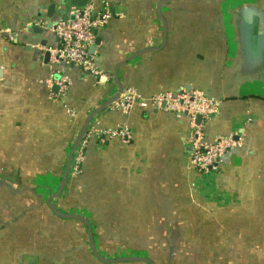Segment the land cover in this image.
Segmentation results:
<instances>
[{"label": "crops", "instance_id": "obj_1", "mask_svg": "<svg viewBox=\"0 0 264 264\" xmlns=\"http://www.w3.org/2000/svg\"><path fill=\"white\" fill-rule=\"evenodd\" d=\"M69 1L0 0V264H100L83 225L55 217L45 201L85 117L114 93L116 65L160 43L159 0H76L111 9L92 54L99 74L54 64L42 48L60 46L49 27L73 18ZM161 13L165 45L119 69L124 89L219 100L198 121L205 140L231 136L237 146L217 172L200 173L189 165L187 117L111 106L94 119L80 174L57 208L87 219L103 256H144L169 235L264 264V0H178ZM117 128L130 140L97 136Z\"/></svg>", "mask_w": 264, "mask_h": 264}, {"label": "built area", "instance_id": "obj_2", "mask_svg": "<svg viewBox=\"0 0 264 264\" xmlns=\"http://www.w3.org/2000/svg\"><path fill=\"white\" fill-rule=\"evenodd\" d=\"M73 18L52 24L49 31L60 44L57 48H42L49 54L52 63H63L73 66L82 72L98 75L93 55L89 53L94 44L97 32L105 27L111 19L112 13L108 5L94 10L92 3L88 2L83 7L74 8ZM68 82L61 80L57 83L59 94L66 89ZM58 94V95H59ZM55 95V98L56 96ZM221 102L197 90H181L178 92H163L150 97H142L134 90H125L122 98L113 105L123 112L133 108L145 110H164L176 116H185L189 120V144L191 153L189 165L200 173H215L218 170L220 158L237 142L231 137H219L213 142H207L203 133V126L198 121H206L217 113ZM88 132L86 138L89 134ZM97 136L101 142L104 139H119L126 143L131 135L125 128L98 131ZM86 141V139H85ZM80 147L72 175L77 173L78 165L83 161L84 143Z\"/></svg>", "mask_w": 264, "mask_h": 264}, {"label": "water", "instance_id": "obj_3", "mask_svg": "<svg viewBox=\"0 0 264 264\" xmlns=\"http://www.w3.org/2000/svg\"><path fill=\"white\" fill-rule=\"evenodd\" d=\"M172 1H178V0H159L156 3V16L160 22L161 26V39L160 43L158 46L152 47V48H146L143 49L135 54H132L128 56L127 58L123 59L120 61L116 67L114 68L113 71V85H114V93L106 99L104 102H102L98 107L93 109L84 119L79 131L77 132L75 138L73 139L71 146L69 148V151L67 153L66 161L64 164L63 172L62 175L58 181V184L56 185L55 189L49 193L48 197L46 198V206L48 209L51 211V213L60 219L63 220H73V221H78L80 222L86 232L87 235V244L88 248L90 251L91 256L95 259L100 264H117V263H142V264H154L151 260H149L145 256L141 255H132V254H127L124 256H103L99 253L97 250L94 241H93V236H92V230L89 222L85 217H83L80 214L76 213H62L58 210L56 201L59 199V197L62 195L67 182L69 178L72 175V170L75 164V159L77 156V153L82 146L83 142L86 139V136L91 128V125L94 121V119L97 117L99 113H101L103 110L113 106L115 103H117L123 96L125 89L123 86V83L120 80L119 77V69L125 66L127 63L130 61L134 60L138 56H141L143 54L151 53L160 50L166 42L167 39V27L164 19L162 18V13H161V8L164 4ZM70 4H72L75 8H80L84 6L83 2L78 3L76 0H70ZM255 27V25H254ZM253 34H255V29L253 30ZM100 43V38L96 37L94 44L90 47L89 53L93 54L96 47ZM46 58H49V54L46 52L45 55ZM57 88V87H55ZM30 264H33V261L30 262Z\"/></svg>", "mask_w": 264, "mask_h": 264}, {"label": "flooded vegetation", "instance_id": "obj_4", "mask_svg": "<svg viewBox=\"0 0 264 264\" xmlns=\"http://www.w3.org/2000/svg\"><path fill=\"white\" fill-rule=\"evenodd\" d=\"M173 237V236H172ZM169 235H165L163 240L158 242L157 250L149 247L141 251L145 257L154 264H158L154 259L160 257L161 264H249V260L244 255L229 248L227 250L211 251L209 247L204 253V245L196 240L177 241ZM178 247V249H177ZM117 249V247H116ZM210 251V253H208ZM181 253V254H180ZM231 255V256H230ZM117 264H142V263H117Z\"/></svg>", "mask_w": 264, "mask_h": 264}, {"label": "trees", "instance_id": "obj_5", "mask_svg": "<svg viewBox=\"0 0 264 264\" xmlns=\"http://www.w3.org/2000/svg\"><path fill=\"white\" fill-rule=\"evenodd\" d=\"M111 11V9H110ZM219 168V167H218ZM80 170H81V163L78 165V170L77 173L73 175V177H76L78 174H80Z\"/></svg>", "mask_w": 264, "mask_h": 264}, {"label": "rangeland", "instance_id": "obj_6", "mask_svg": "<svg viewBox=\"0 0 264 264\" xmlns=\"http://www.w3.org/2000/svg\"><path fill=\"white\" fill-rule=\"evenodd\" d=\"M201 240H202V238H201ZM154 259L157 261L158 264H161V261H160L161 259L159 256L156 255Z\"/></svg>", "mask_w": 264, "mask_h": 264}]
</instances>
